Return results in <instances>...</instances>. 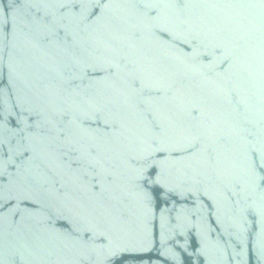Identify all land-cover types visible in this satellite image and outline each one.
<instances>
[{"label": "water", "instance_id": "obj_1", "mask_svg": "<svg viewBox=\"0 0 264 264\" xmlns=\"http://www.w3.org/2000/svg\"><path fill=\"white\" fill-rule=\"evenodd\" d=\"M0 264H264V0H0Z\"/></svg>", "mask_w": 264, "mask_h": 264}]
</instances>
